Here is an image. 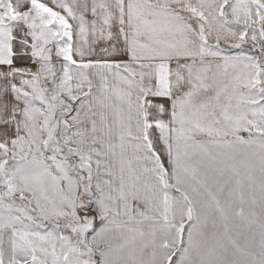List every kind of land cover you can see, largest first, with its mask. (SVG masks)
<instances>
[{
    "label": "snow or ice",
    "instance_id": "1",
    "mask_svg": "<svg viewBox=\"0 0 264 264\" xmlns=\"http://www.w3.org/2000/svg\"><path fill=\"white\" fill-rule=\"evenodd\" d=\"M225 32L235 48L258 40L260 56L224 55ZM233 217L258 226L251 260L229 259L252 255ZM97 252L264 264V0H0V264H97Z\"/></svg>",
    "mask_w": 264,
    "mask_h": 264
},
{
    "label": "crops",
    "instance_id": "2",
    "mask_svg": "<svg viewBox=\"0 0 264 264\" xmlns=\"http://www.w3.org/2000/svg\"><path fill=\"white\" fill-rule=\"evenodd\" d=\"M233 30H235L234 27H233ZM216 34L217 33L214 30L213 33H212V36L210 37V40H209V43L210 44H215V36H216ZM221 36H222V39L220 41V47L224 50V52H223L224 55L235 56V55H239L240 53H245L247 55H254V56H257L258 57V55H256V53H251L248 50H242V51H240L238 53H234L233 51H229L228 48H226V47H228V42H231L232 43L235 40V38L228 36L226 32L225 33H221ZM102 47H104L103 44L96 46L97 53H99V51H100V49ZM121 47H122V42H121ZM74 58L79 59V57H74ZM89 59L90 60H93V61H95L97 59H109V60H116V61L128 62L129 61V56L127 54H120V55L108 57V56H105V55H96V54H93L91 56H86L85 57V60L86 61L89 60ZM206 60L208 62L212 63L213 65H215L216 63L221 62V58L220 57H217V58H206ZM55 62L57 63V67L59 68V66H60V64L62 62L60 60V58H55ZM17 66H20V67H32L33 69H35V65H32L26 59L19 60L17 62ZM87 71H88V74L90 75V77L93 80V93H94V95L95 94H99V89H100L101 82H100L99 76L96 74L97 73V70H95V69H89ZM230 71H231V69H230ZM107 75H108V81H109L108 87L111 90L112 88H114L116 86V82L114 81V79L111 76V74H107ZM244 91H247V90H244ZM159 102L165 103V106L166 107L168 106L167 103L165 101H163V100H160ZM165 118H167V115H165ZM153 133H154V137H155V135H157V133H155V130H153ZM240 134L243 135L245 138H247V135L248 134L246 132H241ZM196 139L197 140H208L209 137H207L206 135L201 134V135H197L196 136ZM227 139L231 140L232 137L229 136ZM209 147H210V150L213 151V152L222 151L221 149H218L215 146H209ZM156 148H157V151H160L161 154H162V159L164 160L165 167H169L167 156L163 154V145H161L158 140L156 141ZM257 169H258V161H257ZM227 177H228V174H226L224 177H221L220 179L223 181V180H226ZM257 180H259V172L258 171H257ZM171 194L174 195V196H179V193L176 192L175 190H173ZM189 194L197 202V212L198 213H202L204 211V209L201 207V203L204 200H206V197L203 196V195L197 196L195 193H192L191 191L189 192ZM224 195H226V193ZM245 208H246V212H247V206H245ZM257 211H259L258 208H257ZM92 214L94 215L95 213H92ZM135 214L136 213L133 212V215H135ZM138 219H139V217H138ZM232 221H233V224H234L233 234L234 235H238V239H239V241L241 243V246L243 247L245 245H248L249 244V241H251L250 246L248 247V251L252 255L251 256H248V257H241V256H239V254H237L236 256L229 257V259H242V260L248 261V260H251L253 256H258V254L260 252V247H259V229H258V226H254L251 229V231H249L248 227L245 224H243L242 222L239 221V218L233 217L232 218ZM97 223L99 224V221H97ZM133 226H135V225H133ZM144 230H145V232L148 231V222L147 221L144 224ZM205 231L209 234V237L211 239V234L213 232V229H212V227H211L210 224L205 229ZM111 243L112 244L122 243V239H121L120 234L118 232H116V233H114L112 235V237H111ZM137 246H139V242L137 243ZM100 247H103V245H101ZM5 248L7 249L6 246H5ZM146 251H149L150 252L151 249L149 248ZM179 255H180V253L178 252L176 254V256L173 257L174 264H176ZM95 257H96V259H94V260H96L97 261V264H99V262L102 259L101 256L99 255V252H97V254L95 255Z\"/></svg>",
    "mask_w": 264,
    "mask_h": 264
},
{
    "label": "rangeland",
    "instance_id": "3",
    "mask_svg": "<svg viewBox=\"0 0 264 264\" xmlns=\"http://www.w3.org/2000/svg\"><path fill=\"white\" fill-rule=\"evenodd\" d=\"M234 29H235L234 31L238 32L239 31V26H234ZM251 34H252L251 29H249V35H251ZM234 43H236V40H234L232 43L228 42V47H226V48H228L229 51H233L234 53H238V52H240L242 50H248L251 53H256V55H258V57L261 54L260 53V44H259L258 40L257 41H252L251 39H247V41L245 43L241 44L239 48L233 47L232 45ZM254 44L256 45L255 48L253 47ZM54 63H56L55 62V57H54ZM56 65H57V63H56ZM46 223H50V222H46ZM5 241H6L5 246L7 247V234L5 236ZM93 259H96V257L94 256Z\"/></svg>",
    "mask_w": 264,
    "mask_h": 264
}]
</instances>
